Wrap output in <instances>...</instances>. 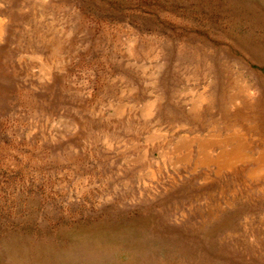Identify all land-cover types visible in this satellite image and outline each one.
I'll use <instances>...</instances> for the list:
<instances>
[{"label": "rangeland", "instance_id": "rangeland-1", "mask_svg": "<svg viewBox=\"0 0 264 264\" xmlns=\"http://www.w3.org/2000/svg\"><path fill=\"white\" fill-rule=\"evenodd\" d=\"M0 264H264V0H0Z\"/></svg>", "mask_w": 264, "mask_h": 264}, {"label": "crops", "instance_id": "crops-1", "mask_svg": "<svg viewBox=\"0 0 264 264\" xmlns=\"http://www.w3.org/2000/svg\"><path fill=\"white\" fill-rule=\"evenodd\" d=\"M153 132H155V133L152 135H155V136L165 134V131H162L159 128H155V130ZM233 140H234L233 142H235V146H238V144H239L238 140L237 141H236V139H233ZM193 142H194V144H196V143L199 144L198 145L199 155L197 158L198 165H204L207 167L211 164H215L217 167H222L223 161H224V158L222 157V155L217 156L216 159L214 160L213 156L207 152L208 148L210 146L218 145L220 142H213V141L209 142V141H206L204 138H203V140L200 141L196 138L183 137V138H179L177 141H175L174 146H175V149L181 150L183 148L191 147Z\"/></svg>", "mask_w": 264, "mask_h": 264}, {"label": "bare ground", "instance_id": "bare-ground-1", "mask_svg": "<svg viewBox=\"0 0 264 264\" xmlns=\"http://www.w3.org/2000/svg\"><path fill=\"white\" fill-rule=\"evenodd\" d=\"M235 154V153H234Z\"/></svg>", "mask_w": 264, "mask_h": 264}]
</instances>
